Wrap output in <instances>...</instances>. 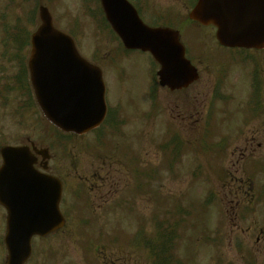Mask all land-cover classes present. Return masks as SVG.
I'll use <instances>...</instances> for the list:
<instances>
[{"label":"rangeland","instance_id":"obj_1","mask_svg":"<svg viewBox=\"0 0 264 264\" xmlns=\"http://www.w3.org/2000/svg\"><path fill=\"white\" fill-rule=\"evenodd\" d=\"M132 2L145 8L144 14L149 22L159 18V20H163L162 22L171 23L182 31L187 29L181 27V24L177 22V18L181 20L185 16L189 0H132ZM38 3L48 7L54 19L53 21L59 29L69 32L74 31L79 49L88 56L94 48L107 54L105 47L108 46L111 52L110 55L114 51V46L107 31L101 32L100 27L102 25L94 0H0V65L4 68L3 75L0 71V132H2V136L3 134L6 135V140L9 139L10 141H16L34 134L32 137L39 136L38 140L41 144H52V147H55V156L52 162L53 169L63 176L68 183L67 192L61 205L62 214L67 221L66 228L46 239H35L32 242V256L27 264H150L144 244L134 247L120 242L122 239L116 242L112 238L114 234L121 229V233H125L124 237H130L142 225L148 228L147 235H153L154 238L156 222L166 215L165 212L169 211L171 206L178 203L179 200L184 201L185 206H188L187 204L190 202L197 203V206L198 204H204L208 191L218 183L219 178H212V183L205 178L191 180L192 170H189L188 164L193 156L188 152L183 153L178 160V165L175 166V179H169L166 176L163 166L168 158L159 149L164 135L162 122L169 120L171 123L174 122L177 127L179 126L178 122L174 121V117L177 116L180 109L178 105L182 103V100H179V97H175V95L161 91V109H159V112L157 110L154 113V115L158 113L157 117L153 116L149 123L142 122V114L148 110L145 90L143 88L142 96H140L144 108L141 107V103L135 101L136 106L143 113L136 114L130 101V96L133 98V92L131 89L129 90V87L138 90L139 86L144 83L146 73L138 64L133 65L132 71L127 66L129 62L142 61L144 64V58L139 56L115 55L116 63L120 62L122 67L126 68L127 77L129 75L134 76L132 77V84L128 85L124 79L119 80L116 76L117 73L108 68L107 82H116L118 87L117 95L115 88L112 89L111 96L108 94V101L113 104L117 97L116 103H123L126 109L121 106L119 117L126 119L127 126L121 129L120 135L106 138L107 150L103 148L95 149L98 144L94 143L90 144V151L84 152L86 140H74V142L67 145L65 138L58 135L55 137L53 132L49 130L47 123L41 118V122L39 121L40 116L38 117L34 110L30 109L22 115L17 113V110L26 106V102L19 95L13 93L15 89V71L13 63L9 62V58L13 54L11 49L14 45L13 39L17 36H23L22 33H31L34 30L37 22L35 5H38ZM185 41L189 44L196 43L199 45L203 42L209 44V37L196 39V33H194L192 39L185 38ZM108 58L105 60L110 62L112 55L109 60ZM3 68L0 67L2 70ZM126 103L128 104L126 105ZM19 121L24 126L23 128L16 126V122ZM53 138H56L55 145L52 142ZM167 138H165V141ZM88 140H91V138L89 137ZM127 142H129L128 146L134 151L138 164L140 162V165L143 166L152 165L151 168L160 170V180L158 183L157 181L153 183V187L147 185L139 193L133 194L130 192L129 201L126 197L127 203L133 205L135 217L130 219L128 215L120 213L115 208L116 203L108 208L106 207L107 203L102 205L106 199H109L108 202L111 199V195L107 193V190L94 191V194H96L94 212L71 209L69 206L74 203L71 195L73 190H78V181L83 183L84 194L85 191L89 193L91 185L94 183L89 178H93V174L99 168H104L101 164L104 159H106V164L109 167L103 171L102 176H105L104 178L108 180L114 179V182L117 183L124 182L120 198L125 199L128 188L131 189V183L133 182L130 176V168L127 163L126 167L117 162L116 155L115 162H110L107 155ZM66 145L68 148H66ZM85 150L87 151L86 148ZM219 167L222 170L227 168L222 160L219 162ZM237 168L249 172L244 169V166L237 165L235 169ZM126 175L129 178L127 181H125ZM226 193L227 191L218 192L223 201L226 198ZM215 209L214 207L197 209L196 215L192 216L189 221L192 226L189 223L186 226L185 223L183 224V227L179 230V239H176L173 243L175 261L172 260L170 264H177L176 260L178 258L183 264H264V233L259 241L254 238L252 242L247 243L245 239V235L250 236L245 229L250 225L255 226L256 232H259L261 227L264 232V213H246L245 211L240 213V209H235V215L240 214L239 220L243 221L241 222L242 225H245L239 224L240 229L237 231L244 234L240 235L243 243L237 245L234 239L221 244L219 242L217 244L212 242L213 244H211L209 239L206 240L205 238H216L212 233L217 232V229L220 230V235H224V239L232 235L230 230L225 231L220 228L228 221L227 214L219 210V206ZM185 211L192 212V209L185 208ZM0 214L1 242L4 226L2 224L4 221L3 211ZM84 222L88 224L85 225ZM100 229L104 233H99ZM197 231L199 233L196 235V239H199L200 244L194 238L189 240L191 235ZM176 236L177 233H175ZM186 251L188 254L183 258ZM98 255L105 261H101ZM5 258L6 252L0 247V264H4Z\"/></svg>","mask_w":264,"mask_h":264},{"label":"water","instance_id":"obj_2","mask_svg":"<svg viewBox=\"0 0 264 264\" xmlns=\"http://www.w3.org/2000/svg\"><path fill=\"white\" fill-rule=\"evenodd\" d=\"M100 2L106 19L124 45L150 52L160 64L158 76L162 86L174 89L192 79L180 67L190 68L183 60L176 33L145 27L126 0ZM189 18L203 25H214L216 38L222 45L264 46V0L250 3L245 0H200ZM40 20L42 25L32 36L29 62L37 103L47 120L62 131L81 134L89 124L99 123L104 113L99 72L80 61L71 41L52 28L45 9H40ZM78 70H83L84 74H78ZM80 82L85 84L83 91L72 90ZM97 103L99 111L96 114ZM2 155L7 165L9 159L21 156L19 150L12 149L3 150ZM6 178L7 169L3 168L0 171V204L7 210L5 244L9 252L8 264H23L29 255L30 238L45 236L63 224L58 211L61 187L54 180L44 183L42 178L28 179L27 172L21 171L11 176V180H19L20 185L14 186L10 192L3 185Z\"/></svg>","mask_w":264,"mask_h":264},{"label":"flooded vegetation","instance_id":"obj_3","mask_svg":"<svg viewBox=\"0 0 264 264\" xmlns=\"http://www.w3.org/2000/svg\"><path fill=\"white\" fill-rule=\"evenodd\" d=\"M190 48L188 58L196 66L199 78L177 94L182 103L174 121L186 140H193L204 131L239 133L225 150L227 176L215 189L232 224L236 225L234 210L254 207L260 194H264V49L224 48L214 43ZM100 69L104 72L103 67ZM110 84L106 88L107 96L118 88L116 82ZM130 101H133L131 96ZM115 122L116 116L112 114L109 127ZM237 165L248 171L256 166L259 172L235 169ZM41 166L40 158L36 159L35 169L40 171ZM220 191H227L224 201L218 194Z\"/></svg>","mask_w":264,"mask_h":264},{"label":"trees","instance_id":"obj_4","mask_svg":"<svg viewBox=\"0 0 264 264\" xmlns=\"http://www.w3.org/2000/svg\"><path fill=\"white\" fill-rule=\"evenodd\" d=\"M155 254H153V264L155 263Z\"/></svg>","mask_w":264,"mask_h":264}]
</instances>
